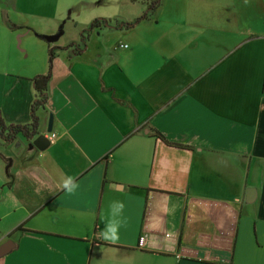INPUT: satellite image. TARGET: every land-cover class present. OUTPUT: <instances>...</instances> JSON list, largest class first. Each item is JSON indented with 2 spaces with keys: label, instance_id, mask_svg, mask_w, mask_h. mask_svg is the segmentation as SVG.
Wrapping results in <instances>:
<instances>
[{
  "label": "crops",
  "instance_id": "1",
  "mask_svg": "<svg viewBox=\"0 0 264 264\" xmlns=\"http://www.w3.org/2000/svg\"><path fill=\"white\" fill-rule=\"evenodd\" d=\"M79 1L0 0L6 126L31 122L32 80L59 48L32 138L51 117L56 139H0V264H264V0H161L66 48ZM109 1L97 19L133 22L153 0ZM113 200L127 221L115 244L98 238Z\"/></svg>",
  "mask_w": 264,
  "mask_h": 264
},
{
  "label": "trees",
  "instance_id": "2",
  "mask_svg": "<svg viewBox=\"0 0 264 264\" xmlns=\"http://www.w3.org/2000/svg\"><path fill=\"white\" fill-rule=\"evenodd\" d=\"M161 4V0H153L146 6V10L143 14L135 19L133 22H123V21H106L102 19H94L89 27L86 30H83L80 33L79 42L76 44H71L69 47L66 48H73V49H80L81 47L86 48V43L88 40L89 33H91L94 29H108V30H115V31H122L124 29L133 28L136 24L141 22L144 19H149L152 13L156 10V8ZM39 39H43L42 36H38ZM45 41V40H44ZM47 42V41H46ZM48 43V42H47ZM50 44V43H49ZM59 48L50 47L48 49V72L47 74L39 77H34L33 87L35 90L34 93V100L30 108V119L31 122L27 125L19 126V125H9L6 126L4 121L0 118V139L4 142H10L15 136L19 133L28 139H32L37 135V124L38 118L36 117V112L38 109L44 107L46 103V93H47V83L49 78H51V64L55 58V51ZM154 135L161 139V135L154 132Z\"/></svg>",
  "mask_w": 264,
  "mask_h": 264
},
{
  "label": "rangeland",
  "instance_id": "3",
  "mask_svg": "<svg viewBox=\"0 0 264 264\" xmlns=\"http://www.w3.org/2000/svg\"><path fill=\"white\" fill-rule=\"evenodd\" d=\"M98 1L99 0H80L77 7L75 8V11L70 16H68L69 8L66 10V15L68 16V18L64 24L61 23L63 27V35L60 38L61 41H64L65 39L75 40V36L78 35L79 32L81 33V30H86L94 19L102 18L104 16H107V14H111L109 13L110 11H113L111 5L107 3H103L102 5H100L98 4ZM109 2H112V0H110ZM124 13L128 14L129 12ZM13 37L15 40L16 49L19 51H23L22 46L25 37H23L21 33H13ZM3 52L5 51H2V53Z\"/></svg>",
  "mask_w": 264,
  "mask_h": 264
},
{
  "label": "clouds",
  "instance_id": "4",
  "mask_svg": "<svg viewBox=\"0 0 264 264\" xmlns=\"http://www.w3.org/2000/svg\"><path fill=\"white\" fill-rule=\"evenodd\" d=\"M79 185L71 176L66 177L61 184V188L69 195L75 194ZM109 216L104 221L103 229L98 233V238L115 244L120 239V228L126 224V219L122 218L125 205L122 201L113 200L109 204Z\"/></svg>",
  "mask_w": 264,
  "mask_h": 264
},
{
  "label": "water",
  "instance_id": "5",
  "mask_svg": "<svg viewBox=\"0 0 264 264\" xmlns=\"http://www.w3.org/2000/svg\"><path fill=\"white\" fill-rule=\"evenodd\" d=\"M61 29V28H60ZM61 33L59 32L56 35H50V36H44L43 39L45 41H47L48 43H56L60 37ZM52 118L50 117V121L49 124L47 125V128L45 130L44 134H41L39 136H37L35 139H32L30 142L29 147L30 148H34L39 152H43L44 150H46L49 146V139H47V137H45L46 133H50L52 132ZM12 245L10 244H5L4 246L0 247V258L3 257L4 255L7 254V252H9V250L11 249Z\"/></svg>",
  "mask_w": 264,
  "mask_h": 264
},
{
  "label": "built area",
  "instance_id": "6",
  "mask_svg": "<svg viewBox=\"0 0 264 264\" xmlns=\"http://www.w3.org/2000/svg\"><path fill=\"white\" fill-rule=\"evenodd\" d=\"M126 47V46H124ZM45 137H47V139H49V143H52L55 139H56V135L53 134V133H46ZM170 235H166V237H168ZM144 245V238H141L140 239V242H139V246L142 247Z\"/></svg>",
  "mask_w": 264,
  "mask_h": 264
}]
</instances>
